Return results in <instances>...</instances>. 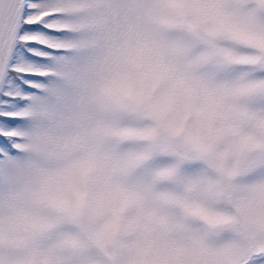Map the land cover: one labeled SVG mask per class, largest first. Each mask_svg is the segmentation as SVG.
Wrapping results in <instances>:
<instances>
[{
    "label": "snow or ice",
    "instance_id": "snow-or-ice-1",
    "mask_svg": "<svg viewBox=\"0 0 264 264\" xmlns=\"http://www.w3.org/2000/svg\"><path fill=\"white\" fill-rule=\"evenodd\" d=\"M0 264H264V0H0Z\"/></svg>",
    "mask_w": 264,
    "mask_h": 264
}]
</instances>
